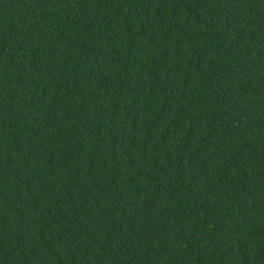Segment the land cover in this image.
Returning a JSON list of instances; mask_svg holds the SVG:
<instances>
[{"label":"trees","instance_id":"1","mask_svg":"<svg viewBox=\"0 0 264 264\" xmlns=\"http://www.w3.org/2000/svg\"><path fill=\"white\" fill-rule=\"evenodd\" d=\"M0 264H264V0H0Z\"/></svg>","mask_w":264,"mask_h":264}]
</instances>
